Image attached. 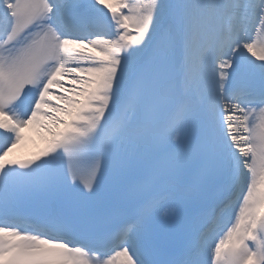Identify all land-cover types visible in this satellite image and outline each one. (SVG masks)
Here are the masks:
<instances>
[{"label": "snow or ice", "instance_id": "1", "mask_svg": "<svg viewBox=\"0 0 264 264\" xmlns=\"http://www.w3.org/2000/svg\"><path fill=\"white\" fill-rule=\"evenodd\" d=\"M0 264H264V0H0Z\"/></svg>", "mask_w": 264, "mask_h": 264}, {"label": "bare ground", "instance_id": "2", "mask_svg": "<svg viewBox=\"0 0 264 264\" xmlns=\"http://www.w3.org/2000/svg\"><path fill=\"white\" fill-rule=\"evenodd\" d=\"M25 140L18 146L17 149H14L12 153L9 154L8 157H20L25 155L26 151H31L32 153H36L40 151L44 147V143L35 133L26 132ZM30 153V154H32Z\"/></svg>", "mask_w": 264, "mask_h": 264}]
</instances>
